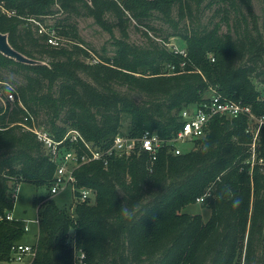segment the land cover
<instances>
[{"label": "trees", "instance_id": "1", "mask_svg": "<svg viewBox=\"0 0 264 264\" xmlns=\"http://www.w3.org/2000/svg\"><path fill=\"white\" fill-rule=\"evenodd\" d=\"M59 11L64 16L52 24L59 44L51 45L38 25ZM80 17L109 33L110 55L84 60L91 56ZM154 19L171 30L162 34ZM257 19L252 0H0V32L32 60L0 52V90L14 95L0 101V261L27 233L24 218L5 217L12 189L20 182L49 188L55 169L23 122L57 137L70 126L101 147L119 132L155 129L169 137L183 123L181 111L213 91L264 118ZM130 26L144 28L143 43L129 41ZM170 35L184 41V53L166 46ZM248 125L245 116H215L181 153L162 148L152 162L141 151L80 165L76 186L91 188V200L76 201L73 192L67 203L33 196L37 233L27 264H82L79 252L84 264H264V122L256 135ZM197 197L207 219L183 210ZM135 205L132 218L120 211Z\"/></svg>", "mask_w": 264, "mask_h": 264}, {"label": "built area", "instance_id": "2", "mask_svg": "<svg viewBox=\"0 0 264 264\" xmlns=\"http://www.w3.org/2000/svg\"><path fill=\"white\" fill-rule=\"evenodd\" d=\"M39 33L48 32L50 36L47 42L51 45H58L59 40L52 36L53 28L45 29L38 25ZM176 52L184 53V48H171ZM98 61V58L92 57L91 62ZM172 67V66H170ZM14 95L10 91L3 93L0 90V101L11 102ZM183 123L180 128L169 137H163L155 129H145L138 135H128L126 133H117L110 144L107 146H97L87 141L83 135L75 128H66L64 133L57 137L53 132L48 130L44 125L32 123H22L27 129L32 131L37 140L41 143L50 160L55 163L52 183L48 188L49 196H54L60 191L70 187L76 201L85 202L91 200L94 192L91 188L76 186L75 170L82 164L90 161H100L106 165L111 158L130 157L145 151L149 155L150 162L154 161L160 149L166 148L175 154L181 153L183 148L180 144L189 143L206 132L210 121L215 116L238 117L245 116L248 118L249 125L247 130L256 135L260 125L264 122L262 116L253 113L249 104L241 100L226 98L218 92H211L209 96L199 103L190 104L181 111ZM27 120V116L24 117ZM68 145V146H67ZM253 148V144H252ZM252 155L254 153L252 152ZM15 190L17 185L12 189L11 195L15 199ZM203 197H197L196 202H201ZM6 218L12 219L14 216L11 212L5 215ZM37 223V218L32 220ZM24 229L29 230L25 220ZM35 251V242H16L13 244L10 253V259L21 261L27 264L33 257ZM84 254L79 252V261L82 262Z\"/></svg>", "mask_w": 264, "mask_h": 264}, {"label": "rangeland", "instance_id": "3", "mask_svg": "<svg viewBox=\"0 0 264 264\" xmlns=\"http://www.w3.org/2000/svg\"><path fill=\"white\" fill-rule=\"evenodd\" d=\"M252 6L254 9V12L258 16V23L260 26V29L264 33V27L262 26V20L264 19V0H252ZM56 8V6H54ZM209 15V12H205L204 18ZM64 16L63 13L55 12L52 15H48L43 19L42 25L45 29L52 28V24L57 18H61ZM155 28L160 29L161 33L164 34L165 32L170 31V27L166 26L164 23H162L159 20L154 19L152 21ZM78 24V30L79 33L83 39V44L85 47H87L90 52V56L98 58L99 54L105 52L106 54L110 55L112 53L113 46L111 45V37L109 33L103 29H101L97 24H95L91 17H80L77 19ZM144 28L142 26L133 27L130 26L129 28V41L134 43H143L145 41V38L142 34V31ZM226 26L222 25L221 31H225ZM3 33V32H2ZM148 33L152 36H154L157 40L161 39V34L159 31H153L149 30ZM5 34V33H4ZM114 35L117 36L118 32L116 29L114 30ZM170 50L171 48H183L184 47V41L180 39L176 35H170L168 39V43L166 45ZM85 61H89L90 57H83ZM255 84L257 88L261 89V84L257 81H255ZM3 93L6 91L3 89ZM43 117V116H40ZM59 123V122H58ZM127 123V120H123V126H125ZM250 124V123H249ZM68 126L67 128H69ZM121 133V132H119ZM123 133V132H122ZM183 149L190 148L191 144L189 143H182L180 144ZM196 145V144H195ZM193 147H196V146ZM251 160L255 159V155L250 156ZM70 187H66V189L60 191L58 194H56V198L63 200L65 203L72 200V194H71ZM15 199L13 202V208H12V215L14 217H21L24 218L27 221V224L29 226V230L27 233L23 236L21 242L26 243H33L36 240V233H37V225L36 223L29 221L32 220L35 217V208L32 206V198L35 195H47L48 194V188L45 186H38L29 183V182H20L17 184V190H15ZM49 195V194H48ZM184 211L189 212L191 214L198 213L201 215L203 219H207L209 216V209L205 206H202L200 202H193L187 204L184 208ZM72 237V232L69 236V241ZM0 264H24L21 261L9 259V260H2L0 261Z\"/></svg>", "mask_w": 264, "mask_h": 264}, {"label": "water", "instance_id": "4", "mask_svg": "<svg viewBox=\"0 0 264 264\" xmlns=\"http://www.w3.org/2000/svg\"><path fill=\"white\" fill-rule=\"evenodd\" d=\"M0 52L19 61L32 62V60L13 49L8 43L6 34L2 32H0Z\"/></svg>", "mask_w": 264, "mask_h": 264}, {"label": "clouds", "instance_id": "5", "mask_svg": "<svg viewBox=\"0 0 264 264\" xmlns=\"http://www.w3.org/2000/svg\"><path fill=\"white\" fill-rule=\"evenodd\" d=\"M139 209V205H135L132 208H128V207H123L120 209V211L122 212V214L127 217V218H132L134 216V214L138 211ZM146 209H144L145 211Z\"/></svg>", "mask_w": 264, "mask_h": 264}]
</instances>
